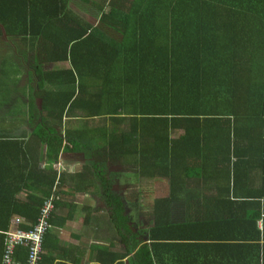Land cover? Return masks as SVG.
Returning <instances> with one entry per match:
<instances>
[{"label": "trees", "instance_id": "obj_1", "mask_svg": "<svg viewBox=\"0 0 264 264\" xmlns=\"http://www.w3.org/2000/svg\"><path fill=\"white\" fill-rule=\"evenodd\" d=\"M4 38L21 46L17 59L35 65L23 63L34 91L27 126L0 127V264L5 233L31 230L50 198L39 264H52L44 249L62 194L88 190L97 176L109 219L127 230L126 192L101 179L106 163L136 174L134 196L142 179H155L156 192L166 179L172 197L182 175L198 174L197 159L207 166L210 145L215 154L232 152L214 132L223 129L218 107L229 78L241 80L240 69L264 51V0H0ZM62 153L89 163L67 175L54 166ZM168 200H154L157 217ZM9 256L27 264L28 248ZM112 257L104 264L122 255ZM139 258L150 264L143 247Z\"/></svg>", "mask_w": 264, "mask_h": 264}, {"label": "crops", "instance_id": "obj_2", "mask_svg": "<svg viewBox=\"0 0 264 264\" xmlns=\"http://www.w3.org/2000/svg\"><path fill=\"white\" fill-rule=\"evenodd\" d=\"M91 23L95 24L93 19ZM16 48L17 42L0 39V127L4 128H25L34 103L32 94L25 93L20 100L15 95V85L34 92L33 86L26 87L29 75L14 76L5 60L12 52L19 57ZM259 54L247 69H240L241 80L229 78V87L222 93L223 106L218 107L223 129L214 132L224 140L223 145L229 140L232 152L215 154L210 145L207 166L197 159L198 174L189 180L182 175L183 182L174 185L172 197L166 179L158 192L155 179H142L141 203L146 195L150 201L141 209L132 202V192L127 193L135 188L136 174L113 165L101 179L105 181L108 175L111 190L122 188L127 193L128 219L121 221L127 223L126 231L109 219L101 201L106 190L103 181L98 182L100 177L83 192L75 194L69 186L74 194H62L56 226L51 228L55 235L50 232L46 237L44 252L52 264H104L118 255L122 258L113 264H139L137 253L142 247L149 253L150 264H264V51ZM8 75L14 78L8 80ZM35 103L39 105L40 100L36 98ZM62 160H66L67 175L85 165L84 161L89 163L81 154L62 153L58 162ZM157 196L173 199L160 203L158 217L153 212ZM156 223L158 232H151Z\"/></svg>", "mask_w": 264, "mask_h": 264}, {"label": "built area", "instance_id": "obj_3", "mask_svg": "<svg viewBox=\"0 0 264 264\" xmlns=\"http://www.w3.org/2000/svg\"><path fill=\"white\" fill-rule=\"evenodd\" d=\"M53 209L52 199H47L41 209L38 223L29 231L14 229L5 233V263L11 264L10 254L16 246H24L28 248L27 264H39L40 254L42 250L43 235L48 226L47 216ZM19 222L18 218L11 221V224L16 225Z\"/></svg>", "mask_w": 264, "mask_h": 264}, {"label": "rangeland", "instance_id": "obj_4", "mask_svg": "<svg viewBox=\"0 0 264 264\" xmlns=\"http://www.w3.org/2000/svg\"><path fill=\"white\" fill-rule=\"evenodd\" d=\"M92 21V19H90V22ZM20 48V47H19ZM19 48H16V50H21V49H19ZM11 49V48H10ZM7 50H9V48H7ZM13 51H15L14 49H13ZM32 60V64H31V67L33 66V65H35V61H34V58L33 57H27V56H22L20 59H17L16 57H15V54L12 52L10 55H9V57L7 56V57H5V60L7 61V63H8V66H9V68L12 70L13 68H15V66H14V64L13 63H18L19 65H20V68H19V74L17 75V77L19 78L20 76L19 75H23V73L26 71L25 70V66H24V60ZM31 67H30V71L32 72V70H31ZM62 67H64L63 65H62ZM31 74V73H30ZM29 74V75H30ZM14 77L12 76V75H8V77H7V79L8 80H12ZM29 85H28V83H27V85H26V87H28ZM15 88H16V91H15V95H16V97H17V99H19L20 100V98L21 97H23L24 95H25V93H28L30 96H31V94H32V91H29V90H26L25 88H23V89H20V88H18V86L17 85H15ZM18 105H20V104H18ZM80 115V114H79ZM67 122V121H66ZM64 158L66 157V156H63ZM66 161V160H65ZM65 161L63 162V160H62V162L63 163H60L61 162V159H60V162H58V164L57 165H54L55 166V169H59V170H68V166H66V164H64L65 163ZM84 164H86V161H84ZM109 163H106V167L104 168V170L105 171H112V170H108V167H109ZM111 166V168H112V166L113 165H110ZM109 169H110V167H109ZM105 176H107L106 177V179H105V181H106V185H108V182H109V176L108 175H105ZM98 182H99V184H101V182H100V180H98ZM75 184V183H74ZM141 184H144V182H141ZM134 193H136L137 192V190L136 189H133L132 190ZM196 192V191H195ZM127 193H131V191H127ZM126 193V194H127ZM140 197L141 196H133L132 197V202L133 203H135L136 205H138L139 206V208L144 204V206H146L148 203H149V201H150V197H149V195H146V196H143V199L144 198H147V200L146 201H144L143 202V204L141 203L142 201L140 200ZM139 208H138V210L135 212V213H139ZM141 209V208H140ZM134 213V214H135Z\"/></svg>", "mask_w": 264, "mask_h": 264}]
</instances>
